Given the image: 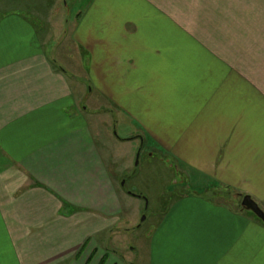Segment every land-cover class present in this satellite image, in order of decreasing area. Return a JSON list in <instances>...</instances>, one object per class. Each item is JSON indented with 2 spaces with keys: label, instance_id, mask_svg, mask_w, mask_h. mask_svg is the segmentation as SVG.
<instances>
[{
  "label": "crops",
  "instance_id": "0c3cea01",
  "mask_svg": "<svg viewBox=\"0 0 264 264\" xmlns=\"http://www.w3.org/2000/svg\"><path fill=\"white\" fill-rule=\"evenodd\" d=\"M67 15L0 0V264H116L96 241L121 211L116 160L83 82L194 189L160 209L148 264H264V225L204 191L264 212V0H86ZM56 30L81 74L54 59Z\"/></svg>",
  "mask_w": 264,
  "mask_h": 264
},
{
  "label": "rangeland",
  "instance_id": "374dc122",
  "mask_svg": "<svg viewBox=\"0 0 264 264\" xmlns=\"http://www.w3.org/2000/svg\"><path fill=\"white\" fill-rule=\"evenodd\" d=\"M85 1L61 0V8L65 14L66 12L68 14V18L64 19L63 27H66V20H70L77 10H81ZM71 26L72 24L67 25L69 29ZM60 35L61 32L56 30L51 36L55 45L57 44L55 41L59 39L57 47L54 46V49L56 48L53 53L54 59L72 76L81 74L82 65L79 67L78 59L74 60L70 47L66 52L69 42L60 41ZM59 53H64L63 57H60ZM83 84L79 87V92L83 93L80 108L93 111L96 118L104 124L100 130L101 139L110 145L104 143L106 146L103 147V151L107 153L110 151L111 156L116 160L114 170L118 176L117 187L121 203L117 224L106 235L96 238V241L102 244L111 262L148 264L149 234L154 227V219L160 214V209L167 206L173 200V196L180 193H194V189L190 181L185 180L183 173L177 171L178 167L169 162L170 159L165 163V159L161 161L155 152L141 145L137 138L140 135L135 133L131 123L120 113L103 107L101 101L93 94L90 95V86L84 82ZM215 190L216 196L213 199L216 204L224 201L231 209L234 208L236 211L241 209V199L234 191H226L219 185ZM128 191H134L141 197L129 195ZM142 217H144L143 221H141Z\"/></svg>",
  "mask_w": 264,
  "mask_h": 264
},
{
  "label": "water",
  "instance_id": "95a60500",
  "mask_svg": "<svg viewBox=\"0 0 264 264\" xmlns=\"http://www.w3.org/2000/svg\"><path fill=\"white\" fill-rule=\"evenodd\" d=\"M140 144L142 145V138L138 137ZM140 150L136 154V159L139 155ZM121 187H123V183H121ZM127 194L141 197L137 195L134 191H128ZM240 206L242 209L252 213L262 224H264V212L259 208V206L249 197L243 196L241 197ZM144 220V217L141 218V221Z\"/></svg>",
  "mask_w": 264,
  "mask_h": 264
},
{
  "label": "trees",
  "instance_id": "16d2710c",
  "mask_svg": "<svg viewBox=\"0 0 264 264\" xmlns=\"http://www.w3.org/2000/svg\"><path fill=\"white\" fill-rule=\"evenodd\" d=\"M216 187V186H215ZM215 187L211 184L209 187H208V190H204L205 192L209 193L208 194V197H215L216 196V190H215ZM203 191V195H207V193H204ZM210 195V196H209ZM250 215H252L257 221L260 222V220H258L252 213L249 212ZM261 223V222H260ZM264 225V224H263Z\"/></svg>",
  "mask_w": 264,
  "mask_h": 264
}]
</instances>
